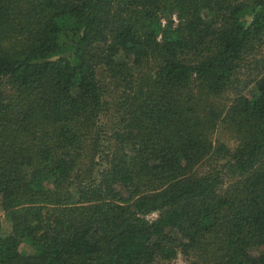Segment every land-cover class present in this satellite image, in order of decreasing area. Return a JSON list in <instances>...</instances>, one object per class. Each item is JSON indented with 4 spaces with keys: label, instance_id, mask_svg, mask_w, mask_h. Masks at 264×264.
I'll return each instance as SVG.
<instances>
[{
    "label": "trees",
    "instance_id": "obj_1",
    "mask_svg": "<svg viewBox=\"0 0 264 264\" xmlns=\"http://www.w3.org/2000/svg\"><path fill=\"white\" fill-rule=\"evenodd\" d=\"M0 205V264H264V0H0Z\"/></svg>",
    "mask_w": 264,
    "mask_h": 264
},
{
    "label": "rangeland",
    "instance_id": "obj_2",
    "mask_svg": "<svg viewBox=\"0 0 264 264\" xmlns=\"http://www.w3.org/2000/svg\"><path fill=\"white\" fill-rule=\"evenodd\" d=\"M163 23H165L163 21ZM104 85H105V94H104V100L106 102V112L103 114V116L101 117V124H103L104 126L108 124V119H109V113H110V110H111V105H112V102L114 100V95H113V89L111 87H108V84L106 82H104ZM102 125V126H103ZM221 135L217 132L215 135H214V139H220ZM232 148H233V144L230 143L229 144ZM91 163H88V165L85 166V170L91 168ZM96 169V168H95ZM207 171V167L206 165L202 166L200 168V172L203 173ZM89 172V170H88ZM96 172V170H95ZM89 174H93V172L89 173ZM93 176V175H92ZM74 198L76 199V197L74 196ZM156 217V214H151L150 216H148V219L149 220H152L153 218ZM0 221L2 223V227H3V230L4 232L8 233L9 230H10V225L9 223L6 221V218H5V213L3 212L2 208H1V205H0ZM166 264H187V262L185 261V259L178 255L174 260H172L171 262L169 263H166Z\"/></svg>",
    "mask_w": 264,
    "mask_h": 264
}]
</instances>
